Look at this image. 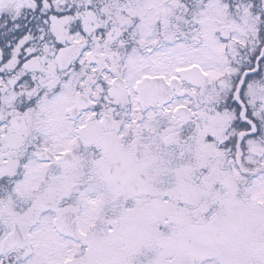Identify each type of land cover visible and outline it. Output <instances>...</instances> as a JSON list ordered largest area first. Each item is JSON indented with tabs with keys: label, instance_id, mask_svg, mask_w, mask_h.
<instances>
[{
	"label": "snow or ice",
	"instance_id": "obj_1",
	"mask_svg": "<svg viewBox=\"0 0 264 264\" xmlns=\"http://www.w3.org/2000/svg\"><path fill=\"white\" fill-rule=\"evenodd\" d=\"M0 264H264V0H0Z\"/></svg>",
	"mask_w": 264,
	"mask_h": 264
}]
</instances>
